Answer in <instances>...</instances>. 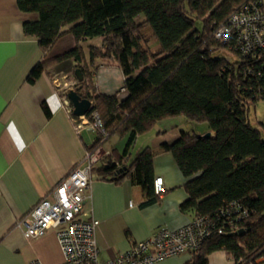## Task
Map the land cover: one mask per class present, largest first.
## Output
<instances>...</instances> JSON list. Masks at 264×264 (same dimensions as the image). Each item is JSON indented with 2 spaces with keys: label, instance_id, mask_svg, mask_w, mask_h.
Returning a JSON list of instances; mask_svg holds the SVG:
<instances>
[{
  "label": "trees",
  "instance_id": "1",
  "mask_svg": "<svg viewBox=\"0 0 264 264\" xmlns=\"http://www.w3.org/2000/svg\"><path fill=\"white\" fill-rule=\"evenodd\" d=\"M251 1L16 0L21 12L37 17L23 23V34L36 39L44 58L65 34L73 39L72 49L43 59L42 68L72 61L80 69L81 80L72 75L74 90L91 102L89 112L99 114L106 133L96 135L89 153L110 135H142L170 119L207 125V138L181 131L174 142L158 150L146 147L128 164L105 157L91 171L100 180L149 186L146 206L159 199L153 192V159L169 153L185 178L188 196L180 211L202 218L208 230L186 264H207L215 251L236 264H264V136L247 114L250 105L264 101V55L242 58L214 39L216 29ZM96 38L100 44H93ZM98 63L121 71L122 95L95 89ZM39 76L33 69L26 81L32 84ZM43 110L50 115L46 106ZM236 207L246 215L233 221L234 228L217 217L218 211Z\"/></svg>",
  "mask_w": 264,
  "mask_h": 264
},
{
  "label": "crops",
  "instance_id": "2",
  "mask_svg": "<svg viewBox=\"0 0 264 264\" xmlns=\"http://www.w3.org/2000/svg\"><path fill=\"white\" fill-rule=\"evenodd\" d=\"M36 18L35 14L21 12L16 0H0V264H29L34 260L61 263L52 230L42 237L25 239L17 223L82 163L96 139L94 133L75 130L72 115L63 107L51 79L54 72L73 78L75 63L42 68L43 59L72 49L73 39L65 34L44 58L36 39L23 34V23ZM97 65L95 89L113 94L122 85L121 71L116 66ZM33 69L40 76L31 84L26 78ZM181 118V123L177 119L162 121L142 135H110L100 150L106 157H121L128 164L146 147L158 150L162 144L174 142L181 131L191 133L186 130L191 121ZM101 164L102 159L97 165ZM157 177L163 180L162 194L157 202L142 206L149 196V186L133 185L128 179L113 183L93 175L84 210L86 219L99 223L95 238L100 262L114 259L160 229L175 231L192 221L191 212L179 209L188 196L185 178L169 153L154 157L153 180ZM190 259V253H184L158 264H186ZM207 264L236 263L224 251H215L208 255Z\"/></svg>",
  "mask_w": 264,
  "mask_h": 264
},
{
  "label": "built area",
  "instance_id": "3",
  "mask_svg": "<svg viewBox=\"0 0 264 264\" xmlns=\"http://www.w3.org/2000/svg\"><path fill=\"white\" fill-rule=\"evenodd\" d=\"M214 39L242 58L263 56L264 5L258 0L246 4L238 12L233 13L224 25L216 29ZM51 79L58 89L63 107L72 115L67 93L74 90L76 82L67 80L65 76L62 77L64 81L61 83L56 75ZM71 121L77 132L86 130L96 135L106 134L100 116L95 111L80 117L72 115ZM98 155V150L86 153L80 165L74 167L47 196L40 199L18 220L17 226L22 229L25 239L42 237L52 230L62 257L60 264H158L199 248L208 230L205 221L197 217L175 231L160 229L146 241L131 244L128 251L114 259L100 262L95 238L99 223L95 219H86L87 212L84 210L93 181L91 171L98 163ZM153 192L158 197L162 194L161 177L153 180ZM232 214L235 216L234 220ZM244 215L246 213L239 207L232 208L230 213L223 209L217 213L218 218L224 219V222L233 228V221L239 222ZM29 264L42 263L34 260Z\"/></svg>",
  "mask_w": 264,
  "mask_h": 264
},
{
  "label": "rangeland",
  "instance_id": "4",
  "mask_svg": "<svg viewBox=\"0 0 264 264\" xmlns=\"http://www.w3.org/2000/svg\"><path fill=\"white\" fill-rule=\"evenodd\" d=\"M196 27L200 28L201 24L199 22H197L196 23ZM143 32H144L145 38L149 41L150 48L152 50L156 49V47H154V43H155L154 39L151 36V33L149 32L148 28L143 29ZM100 41L101 40L99 38H96V39L93 40V44H95V45L96 44H100ZM224 55L227 58H229V56H230L229 54H226V53ZM53 75L54 76L56 75L58 77V79L60 80L59 81L60 83L64 81V79H62V77L65 76L63 72H54ZM67 80L71 81L73 79L72 78H68ZM67 80H65V81L68 82ZM121 86L114 93H116L117 91H121ZM122 92L123 91H121V93H120L121 95H122ZM247 114H248V119H249L250 124L253 127L258 128L261 131L262 136H264V129L261 126V125H264V101H258L254 105H250ZM180 118H175V119H177L178 123H181ZM191 123L192 124L188 123V127H186V130H192V131L194 130V132H197V134H201L205 130L208 129L206 124H200V123L198 124V123H194V122H191ZM192 131H190V132H192ZM101 146L98 149V154H99L98 155V159H99V161H100V159H103L104 157H106L105 152L100 150Z\"/></svg>",
  "mask_w": 264,
  "mask_h": 264
},
{
  "label": "water",
  "instance_id": "5",
  "mask_svg": "<svg viewBox=\"0 0 264 264\" xmlns=\"http://www.w3.org/2000/svg\"><path fill=\"white\" fill-rule=\"evenodd\" d=\"M74 74L78 80L82 79V74L80 69H75ZM67 99L70 102L72 115L74 117L84 116L90 111L91 102L88 99L81 98L75 90H69L67 93ZM205 138L210 136V133L203 135ZM124 168L119 169V173L122 172ZM242 232V231H241Z\"/></svg>",
  "mask_w": 264,
  "mask_h": 264
},
{
  "label": "flooded vegetation",
  "instance_id": "6",
  "mask_svg": "<svg viewBox=\"0 0 264 264\" xmlns=\"http://www.w3.org/2000/svg\"><path fill=\"white\" fill-rule=\"evenodd\" d=\"M71 81H75V80H71ZM76 82V81H75ZM70 103V102H69Z\"/></svg>",
  "mask_w": 264,
  "mask_h": 264
},
{
  "label": "clouds",
  "instance_id": "7",
  "mask_svg": "<svg viewBox=\"0 0 264 264\" xmlns=\"http://www.w3.org/2000/svg\"><path fill=\"white\" fill-rule=\"evenodd\" d=\"M22 150V149H21Z\"/></svg>",
  "mask_w": 264,
  "mask_h": 264
}]
</instances>
